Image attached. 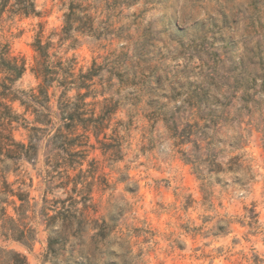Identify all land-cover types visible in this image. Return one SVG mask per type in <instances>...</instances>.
<instances>
[{
    "label": "rangeland",
    "instance_id": "obj_1",
    "mask_svg": "<svg viewBox=\"0 0 264 264\" xmlns=\"http://www.w3.org/2000/svg\"><path fill=\"white\" fill-rule=\"evenodd\" d=\"M31 1L34 14L0 16V48L6 45L26 66L14 88L27 91L39 82L30 70L37 37L51 43L50 54L73 59L75 74L95 63L97 93L85 101L95 115L104 98L114 105L104 132L116 137L120 151L111 159L88 133L93 148L82 169L90 160L97 169L84 173L91 199L77 234L64 231L60 220L46 226L39 214L42 205L67 195L56 179L44 181L53 131L40 135L34 159L6 160L11 187L28 192L26 221L34 239L0 237V247L22 254L27 264H250L252 253L264 258V0ZM70 2L86 6L93 19L91 33L71 31L73 44L61 39ZM193 91L200 94L197 103L189 99ZM10 105L32 120L18 101ZM51 105L54 110L53 99ZM21 122L12 135L27 143ZM168 126L189 132L188 141L178 144ZM215 163L218 172L210 170ZM11 200L8 195L0 206L15 217ZM102 223L113 230L100 240L94 233ZM49 236L53 255L46 254Z\"/></svg>",
    "mask_w": 264,
    "mask_h": 264
},
{
    "label": "trees",
    "instance_id": "obj_2",
    "mask_svg": "<svg viewBox=\"0 0 264 264\" xmlns=\"http://www.w3.org/2000/svg\"><path fill=\"white\" fill-rule=\"evenodd\" d=\"M5 11L10 15L27 16L34 14L35 8L31 0H13L12 3L10 0H0V16ZM92 21L86 6L70 2L67 12L64 13L61 39L70 38L71 44L75 43L76 39L72 37L71 31L91 33ZM50 46V42L42 43L40 37L32 43L36 56L30 70L39 82L36 87L27 91L18 90L13 86L26 69L24 59L11 56L6 45L0 48V203L6 201L8 195L15 197V200L10 201L15 217L6 214L4 208L0 206V237L23 243L34 239V228L26 221L29 219L27 214L30 209L29 195L19 187L12 188V183L7 181L4 173L9 168V164H6V160L16 165L21 159H34L37 155L40 135H48L53 131L48 140L50 146L45 163L49 168L44 175V181L49 185L56 179L57 186L62 187L67 195L64 199L52 201L48 206L42 205L39 214L45 220L46 226L52 227L54 221L60 220V226L64 231L77 234L84 228L85 210L90 206L88 202L91 199L90 188H88L91 183L86 181L84 173L89 171L93 173L97 169L94 160L89 161L88 169H82L89 148H93L89 143L88 133L93 134L104 153L110 150L111 159L117 158L120 151L119 143H112L116 137H107L104 132L108 128L110 115L116 109L114 105L112 106L110 100L104 98L100 114L95 115L93 109L87 108L91 103L85 101L88 96L93 98L97 93L93 77L97 75L98 67L95 68L93 63L85 73L75 74L73 59L55 57L48 51ZM52 56L55 58L52 59ZM82 89L83 92H81ZM72 90L74 93L70 95ZM188 96L197 103L200 94L193 91ZM202 96L206 97L204 93ZM52 99L55 101L54 110L51 105ZM12 101H18L24 111L33 116L32 120L28 122L14 111L10 105ZM19 120H22L21 124L28 131L27 143L16 141L12 135L14 124H18ZM78 128L81 129L79 133ZM168 128L172 131V137L178 139V144L188 141L189 132L178 133L176 128L171 126ZM100 134L102 139H110L111 142L105 143L99 139ZM206 156L210 163H214L210 159V154ZM215 166V169L210 168V170L215 172L221 170L220 165L215 163ZM69 169H77V173L71 175L68 172ZM89 175L93 177L92 174ZM69 184L72 186L67 190L66 187ZM79 184L80 187H78ZM43 202H49L45 196H43ZM78 204H81V207H78ZM251 212L252 216H255L254 211L251 210ZM95 228L97 231L94 236L100 240L113 230L107 223H102ZM53 243L54 238L49 236L46 254L55 253ZM248 259L251 260L250 264H264V258L255 253H252ZM0 264H27V261L22 254L0 247ZM65 264L68 263L65 262ZM77 264L86 263L78 262Z\"/></svg>",
    "mask_w": 264,
    "mask_h": 264
}]
</instances>
